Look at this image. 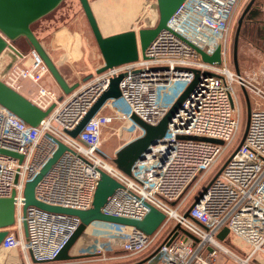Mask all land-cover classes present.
Instances as JSON below:
<instances>
[{"label": "built area", "instance_id": "obj_1", "mask_svg": "<svg viewBox=\"0 0 264 264\" xmlns=\"http://www.w3.org/2000/svg\"><path fill=\"white\" fill-rule=\"evenodd\" d=\"M242 1L185 0L167 28L146 48L144 57L139 53L135 62L95 73L68 94L59 96L39 84L49 73L34 50L17 58L2 81L18 91L20 80H30L37 85L30 101L42 110L51 105L53 108L32 127L0 105V149L21 157L0 154V198L13 193L15 206L14 225L1 241L0 250L29 253L34 262L29 264L51 263L77 228L76 216L34 206L23 213L25 184L39 173L60 143L65 150L35 186L38 201L89 209L103 171L120 184L101 209L103 213L141 220L153 207L164 214L159 228L149 236L129 226L92 222L78 240L86 238L91 228L95 242L88 247L102 258L115 247L137 255L156 241L155 249L133 264H214L219 251L236 264H249V259L258 254L264 257V90L256 82L255 73L248 78L231 71L223 49L232 17ZM192 46L209 56L221 48V64L203 62ZM196 71L212 75L200 76L168 122L164 136L135 162L130 174L120 171L101 148L103 130L120 121L126 132L139 137L142 131L132 115L157 125L191 84ZM120 75V96L106 100L78 135L71 137L68 132L108 88L111 79ZM234 86L252 93L260 105L250 110L241 146L204 187L201 198L185 217L187 209L181 211L183 193L192 183L203 181L239 131L240 107ZM105 109L110 112L104 113ZM176 225L180 229L174 230ZM223 228L228 230L225 241L235 238L248 247L244 258L216 238Z\"/></svg>", "mask_w": 264, "mask_h": 264}, {"label": "water", "instance_id": "obj_2", "mask_svg": "<svg viewBox=\"0 0 264 264\" xmlns=\"http://www.w3.org/2000/svg\"><path fill=\"white\" fill-rule=\"evenodd\" d=\"M155 1L158 20L154 27L142 28L138 31L128 30L104 36L99 29L89 0H78L103 61L101 67L96 70V74H99L108 68L135 62L139 57V53L144 57L146 48L153 42L162 30L167 28L168 21L185 0ZM63 2L64 0H0V56L4 52H8L11 59L3 73L7 72L17 58H21L24 54L23 51H20L17 47V42L20 39H23L25 40L28 49L34 50L42 59L48 73L51 75L62 94H68L77 87V83L73 85H69L67 83L33 31L34 24L56 10ZM254 2L255 0H250L247 3L237 22L236 31L233 37L232 60L234 72L237 75L239 74L237 67V47L240 28L244 17L252 10ZM192 47L199 54L203 62L214 65L221 64V48H217L213 54L209 56L198 48L194 46ZM201 75L211 76L212 74L209 72L201 73L196 71L191 84L176 99V101H174L165 116L157 125H149L140 120L137 116L132 115V121L141 129L142 134L129 141L116 151L115 156L111 161L120 171L130 174V170L135 162L137 160H142L144 155L149 151L150 146L155 144L157 140L164 136L168 122L181 106L182 102L192 92L196 84L199 82ZM89 78L90 76L86 77L85 80ZM121 78L122 75L111 79L108 88L94 102L75 128L68 132L71 137H76L78 135L84 125L97 111H99L106 100L118 98L120 96L119 83ZM242 93L244 94L247 104V116L245 129L237 148H239L244 141L250 116L247 92L242 89ZM0 105L22 120L25 124L32 127L38 126L42 120L48 116L53 108V105H51L45 110L40 109L18 91L6 85L2 79H0ZM64 150L65 147L58 143V148L53 156L41 168L39 173L31 181H28L25 184L23 191V213L28 206H34L46 212L76 216L79 219L77 228L55 255L52 260L53 262L73 260L75 256L70 253L72 247L85 231L86 227L95 221L133 227L147 236L153 234L159 228L164 220V214L153 207H150L149 212L141 220L108 215L101 211L107 202V199L117 188L120 187V184L116 180L103 171H100V176L93 194L92 206L89 209L77 210L64 208L48 205L38 201L34 195L36 184L50 170L52 165L57 161ZM0 154L21 159V157L16 153L4 149H0ZM221 169L222 167L217 171L214 178L218 176ZM203 192L204 191L199 193V195L195 197L194 201L189 205L184 213L185 217L189 216L190 209L198 202ZM13 195L14 194L12 193L8 198H0V243L6 236L8 229L12 227L15 222ZM176 229H180V227L176 225L174 230ZM227 236L228 230L227 228H223L217 234L216 238L219 241L224 242Z\"/></svg>", "mask_w": 264, "mask_h": 264}, {"label": "rangeland", "instance_id": "obj_3", "mask_svg": "<svg viewBox=\"0 0 264 264\" xmlns=\"http://www.w3.org/2000/svg\"><path fill=\"white\" fill-rule=\"evenodd\" d=\"M249 1L243 0L236 9L223 46L225 63L233 72V37L237 22ZM89 3L104 36L128 30L138 31L142 28H151L158 20L155 0H89ZM253 5L252 10L247 13L241 24L237 47V67L239 74L243 77L249 78L255 73L256 82L264 90V0H255ZM33 30L37 38L46 44L54 60L59 61L57 62L59 68L67 75L72 71L75 74H83L90 70L88 75L90 77L96 73L93 65L97 64L100 59V53L78 0H64L56 10L33 25ZM22 44L26 51L29 50L25 42L22 41ZM10 61L8 52L0 56V79L4 78L3 71ZM80 82L83 80H79L77 84ZM234 91L240 107L239 131L216 164L205 174L203 181L196 185L192 183L183 193L182 197L185 200L181 211L188 208L239 145L246 125L247 104L238 86H234ZM247 96L250 110L258 108L260 101L250 92H247ZM103 112L109 113L110 111L105 109ZM136 136V134L126 132L122 122L115 121L103 130L101 148L111 161L116 151ZM90 229L88 228L86 232V238H81L72 247V249L76 248L70 251L71 255L75 256L73 260L53 262V264H133L149 255L158 244L156 241L148 250L137 255H130L121 248L115 247L113 252H105L104 259L88 247L95 242L94 237L90 235ZM223 245L241 258H244L249 250L244 243L235 238L226 240ZM218 255L222 256L225 263L226 261L234 263L232 258L222 252L219 251Z\"/></svg>", "mask_w": 264, "mask_h": 264}, {"label": "crops", "instance_id": "obj_4", "mask_svg": "<svg viewBox=\"0 0 264 264\" xmlns=\"http://www.w3.org/2000/svg\"><path fill=\"white\" fill-rule=\"evenodd\" d=\"M34 33H35V31H34ZM35 35H36V33H35ZM22 41L25 42V40H23V39H20L17 42V47L20 51H23L24 54H27V52L29 50H27V51L25 50V46L22 44ZM41 44H42L43 48L45 49V51L47 52V54L49 55V57L55 63V65L59 69L60 73L62 74V76L64 77V79L67 81V83L69 85H73V84L79 82V80L84 81L86 79V77H88L90 70L86 71L83 74H81V73L75 74V72L72 71V73L67 75L65 72H63L59 68V66L57 64V62H59V61L56 62L54 60V58L51 56L49 50H47L46 44L43 42H41ZM15 62L17 63L18 59ZM102 64H103V61H102V58L100 55V59L97 61V64L93 65V67H95V70H97L98 68L101 67ZM39 84L47 87L48 89H50L54 92H56L59 96L62 95L59 87L57 86V84L55 83V81L53 80V78L51 77L50 74L44 75ZM36 88H37V85L35 83H33L27 79H22L19 81L18 92L20 94H22L24 97H26L27 99L31 100L34 98V96L36 94ZM24 237H25V233H24ZM75 249L76 248L72 249V251H74ZM226 262L227 263H225L223 261L222 256L217 255L214 264H234V263L236 264V262H234V263H230L228 261H226ZM248 262L250 264H264V257L262 255L258 254V255H255L254 257H252L251 259H249ZM29 263H34L32 258L29 255V253H25V252L21 251L20 249H16V250H13L10 252H4V251L0 250V264H29ZM47 264H53V262L47 263Z\"/></svg>", "mask_w": 264, "mask_h": 264}, {"label": "bare ground", "instance_id": "obj_5", "mask_svg": "<svg viewBox=\"0 0 264 264\" xmlns=\"http://www.w3.org/2000/svg\"><path fill=\"white\" fill-rule=\"evenodd\" d=\"M11 53V52H10ZM243 264H245V263H243Z\"/></svg>", "mask_w": 264, "mask_h": 264}]
</instances>
